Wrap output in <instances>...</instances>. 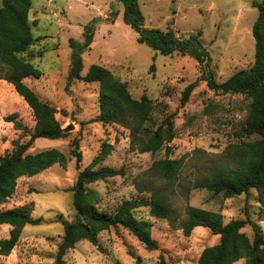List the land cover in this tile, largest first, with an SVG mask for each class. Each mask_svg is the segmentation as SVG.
<instances>
[{
    "label": "rangeland",
    "instance_id": "rangeland-1",
    "mask_svg": "<svg viewBox=\"0 0 264 264\" xmlns=\"http://www.w3.org/2000/svg\"><path fill=\"white\" fill-rule=\"evenodd\" d=\"M255 0H139L145 27L169 28L179 35L202 31V43L210 51L215 79L223 82L236 71L255 62L256 42L253 26L259 15ZM261 1V0H259ZM29 14L34 44L25 53L42 71L41 77L29 76L26 83L57 109L64 128L73 125L65 137L39 138L29 152L56 147L68 157L66 166L59 163L32 176L17 180L14 193L0 204V211L25 204L40 224H27L20 240L8 255L0 254V264H58L57 252L64 235V224L76 219L74 194L79 171L92 163L105 143L110 153L95 165L123 168L124 175L107 177L91 183L99 194L100 209L115 211L126 199L151 194L152 167L155 160L182 158L183 166L172 183L170 216H152L149 207L135 210L139 218L151 221L152 236L158 249L150 250L128 229L111 227L99 234L102 249L88 240L79 241L64 256L65 264H200L204 248L217 244L219 234L197 226L190 235L183 224L190 207L221 212L224 221L249 219L264 232V199L255 189L226 198L196 187L197 179L227 157V148L247 137H240L251 98L242 93L218 92L201 80L185 106H181L184 88L202 75V66L188 53L166 55L138 41L139 33L123 20L120 0H32ZM1 3V0H0ZM94 21V44L82 51L85 75L92 64L108 67L135 98L148 95L155 107L150 124L156 127L171 113H176V136L172 151L165 148L153 154L131 142L130 130L118 123L98 121L99 83L74 80L68 84L71 39L84 40L85 25ZM155 68L152 70V66ZM17 113L15 122L5 117ZM33 110L12 84L0 78V155L11 152L15 143L29 140L34 127ZM80 141L83 160L80 167L72 155L73 141ZM158 180L157 184H163ZM11 226H0V239L9 237ZM251 238V224L243 228ZM233 264H245L240 259Z\"/></svg>",
    "mask_w": 264,
    "mask_h": 264
},
{
    "label": "trees",
    "instance_id": "trees-1",
    "mask_svg": "<svg viewBox=\"0 0 264 264\" xmlns=\"http://www.w3.org/2000/svg\"><path fill=\"white\" fill-rule=\"evenodd\" d=\"M124 6L123 20L138 33V41L152 47L157 52L170 55L174 52L188 53L194 56L202 66V75L189 83L182 91L181 106H185L193 90L201 80L209 88L218 92L242 93L251 98L247 117L242 130L238 131L241 140L230 145L223 162L208 169L197 179L196 187L215 194L231 198L255 189L260 199H264V0H255L254 6L259 15L253 26L256 42L255 62L249 68L236 71L229 79L218 82L212 67L210 51L202 43V31L179 35L174 29L145 27L139 0H120ZM32 0H1L0 3V78L12 84L33 110L35 127L28 141L15 143L11 152L0 155V204L5 203L14 193L17 180L22 176L35 175L52 165L59 163L66 166L67 155L56 147L36 152L29 149L39 138L56 140L67 136V132L57 117V109L43 100L36 91L26 83L29 76L41 77L43 71L31 60L25 58L34 44L32 23L29 18ZM96 25L94 21L85 25L84 40L71 39L73 48L68 84L74 80L99 83L100 112L98 121L118 123L130 130L131 142L143 151L153 154L165 148L171 153V142L176 136L174 125L175 112L167 115L160 124L153 127L149 122L155 107L154 100L148 95L135 98L124 83L111 69L104 65L92 64L82 75V51L91 48L94 42ZM155 66H152V70ZM5 120L15 122L17 113L8 115ZM112 145L105 143L92 163L79 171L75 184L70 189L74 194L76 219L64 224V235L57 252V263L65 264L64 256L81 240H88L102 249L99 234L111 227L122 226L128 229L147 249H158V242L152 236V223L139 218L135 210L149 207L152 216L168 218L170 216V198L172 183L183 166L182 158L164 157L154 161L151 194L140 198L124 200L115 211L100 209L99 194L90 189L91 183L107 177L124 175L123 168L112 166L95 167L110 153ZM72 155L77 166L83 160L80 141H73ZM163 184H157L158 180ZM33 208L25 204L0 211V226H11L9 237L0 239V254L8 255L20 240L27 224H40L41 218L32 216ZM251 224L254 235L251 238L243 228ZM197 226H205L214 234L220 235L217 244L203 249L200 264H233L245 259V264H264V232L262 227L249 219H232L224 221L221 212L199 207H190L183 224L184 233L190 235ZM138 257L135 264H140ZM161 264H166L161 257Z\"/></svg>",
    "mask_w": 264,
    "mask_h": 264
},
{
    "label": "water",
    "instance_id": "water-1",
    "mask_svg": "<svg viewBox=\"0 0 264 264\" xmlns=\"http://www.w3.org/2000/svg\"><path fill=\"white\" fill-rule=\"evenodd\" d=\"M73 125H70L68 128H64L66 132H68V130L72 129Z\"/></svg>",
    "mask_w": 264,
    "mask_h": 264
},
{
    "label": "crops",
    "instance_id": "crops-1",
    "mask_svg": "<svg viewBox=\"0 0 264 264\" xmlns=\"http://www.w3.org/2000/svg\"><path fill=\"white\" fill-rule=\"evenodd\" d=\"M94 43H95V42L92 43V46H93ZM1 226H2V225H1Z\"/></svg>",
    "mask_w": 264,
    "mask_h": 264
}]
</instances>
